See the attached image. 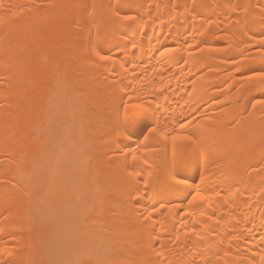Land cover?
Masks as SVG:
<instances>
[{"label":"bare ground","instance_id":"6f19581e","mask_svg":"<svg viewBox=\"0 0 264 264\" xmlns=\"http://www.w3.org/2000/svg\"><path fill=\"white\" fill-rule=\"evenodd\" d=\"M262 40L264 0H0V264H264Z\"/></svg>","mask_w":264,"mask_h":264},{"label":"snow or ice","instance_id":"6c2138e0","mask_svg":"<svg viewBox=\"0 0 264 264\" xmlns=\"http://www.w3.org/2000/svg\"><path fill=\"white\" fill-rule=\"evenodd\" d=\"M116 15L119 17V13H116ZM120 19H122L123 21H131L134 20L135 17L131 16V15H125L122 17H119ZM261 43H264V40L261 41ZM104 59H110V57H104ZM136 108L141 109L142 111L138 114H134L133 118L135 119L136 116H143L144 118H147V115L149 113V109L145 108L143 105H135ZM125 119H128L127 116V111L125 112ZM183 127V125L181 126ZM153 133H157V128L156 127H152L149 131V136H151ZM158 135H160L161 137L164 138V140H168L169 138H171L172 141H176V140H181V141H187L190 143H194L195 141L193 140L192 136H178V135H173L171 133H165L163 131L159 132ZM131 138V137H129ZM148 137H145V140H147ZM133 159H136V157H133ZM177 183L179 184H186V181L183 179H178ZM205 197L202 196L199 192V190L196 191V194L192 196L191 200H189V204L194 203L197 200H204ZM193 231H195L193 229ZM178 239V237H177ZM165 249H167L168 254L165 255ZM157 261L156 264H191V262L187 259H185L183 256H180L179 258H177L176 253L173 251V248L168 247L167 245L160 243V247L157 250ZM115 264H132L131 261H116Z\"/></svg>","mask_w":264,"mask_h":264}]
</instances>
